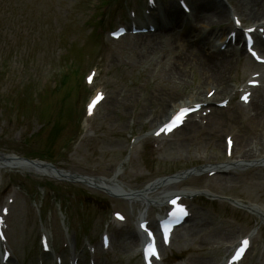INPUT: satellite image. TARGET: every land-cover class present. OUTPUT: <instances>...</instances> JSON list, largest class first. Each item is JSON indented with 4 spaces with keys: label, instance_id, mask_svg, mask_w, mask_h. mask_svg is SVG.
Instances as JSON below:
<instances>
[{
    "label": "rangeland",
    "instance_id": "1",
    "mask_svg": "<svg viewBox=\"0 0 264 264\" xmlns=\"http://www.w3.org/2000/svg\"><path fill=\"white\" fill-rule=\"evenodd\" d=\"M223 1L229 22L235 15L245 24L264 21L250 19L243 0ZM171 2L178 8L173 0H156V5L168 8ZM144 5V0H0L1 153L44 158L86 177L109 178L119 166L116 185L133 191L151 188L133 196L136 199L116 201L93 184L59 182L33 170L5 168L0 173V219L10 226L7 240L20 264H36L43 258L41 230L60 254L64 243L71 249L77 243L80 252L91 243L98 247L100 264H140L138 240L131 243L134 223L141 214L153 219L164 210L153 199L174 192L192 197L185 199H191L192 216L164 256H180L184 264H219L228 245L250 234L253 247L244 264H264V172L255 163L264 157V131L252 118L251 104L238 103V90L256 71L262 77L258 88L249 91L250 99L255 95L264 99V66L252 62L243 50L237 52L236 43L226 49L239 56L223 71L224 86L218 80L205 82L191 65L181 71L185 77L174 78L170 71L174 64L182 69L176 59L184 50L174 37H165L162 26L160 44L147 38L154 32L119 42L105 37L112 27L127 23L128 10L143 21ZM150 13L153 21L158 11ZM162 20L161 16L160 24ZM189 20L195 24L191 15ZM220 25L210 26L203 43H213V31L218 36L227 33ZM202 28L198 24L193 33L176 25L174 35L179 38L183 30L194 42ZM76 69L80 77H74ZM91 70L95 78L89 88L83 80ZM220 88L224 92L218 94ZM210 89L212 95L207 96ZM96 90L107 97L88 120L89 132L79 139L83 106ZM206 96L212 103L203 108L205 115L188 118L167 137L152 136L176 105ZM224 98L230 99L229 105L217 107ZM44 118L52 124L45 135L37 136L38 120ZM226 136L234 142L230 155L225 151ZM210 168L217 172L211 174ZM182 170L191 173L158 182ZM37 183L47 185L40 197ZM254 207L260 215L249 211ZM116 211L126 216V222L113 219ZM104 232L111 242L106 253L100 250Z\"/></svg>",
    "mask_w": 264,
    "mask_h": 264
},
{
    "label": "bare ground",
    "instance_id": "2",
    "mask_svg": "<svg viewBox=\"0 0 264 264\" xmlns=\"http://www.w3.org/2000/svg\"><path fill=\"white\" fill-rule=\"evenodd\" d=\"M243 5H244L245 12L249 14L250 19L259 20V18L264 17V0H243ZM191 6L193 10V19L195 21V25L190 26V30L193 32L196 30L198 24H200V27H203V28L210 27L214 23H219L222 25L228 24L227 9L222 0H194ZM168 10L169 11L167 12L163 11L162 16L167 19H170L172 21L173 26L188 23V20L185 17V14L183 13V11L178 9L176 6H172V8ZM174 33H175L174 29L170 28L164 34H165V37H168V36L174 37L175 38L174 40L176 41V43H178L179 46H182L184 53L182 52L183 54L181 53L180 58L176 59L179 63L178 64L179 67H181L182 69H178V66L174 64L175 66L173 65V68L170 71V74L174 78H177V79H180L181 77H185L186 75H183L181 71L183 70V68L187 67L188 65H191L193 67H197L198 71L203 76L205 82L218 80L217 84H219L220 86H224L226 84V80L224 77L222 78L221 75L227 70L229 61L239 56V54L235 52L234 50H225V51L215 50L213 52L210 49L213 46L212 47L208 46L206 43H203L202 41L193 42L190 40L189 35L187 37L182 36L183 39L177 38L175 37ZM147 38L151 39L152 43L160 44L163 42L160 38V31H157L155 34H152L148 36ZM171 46H174V45L171 44ZM175 48L177 47H172V49H175ZM220 77L222 79H219ZM213 90L214 89H210L209 91H207V93ZM223 92H224V88H220V90L218 91V94H221ZM218 94H216V97ZM255 96L254 98L251 99V103H250L252 107V112H253L252 118L253 120L257 119L258 121L257 123L261 125L262 130L264 131V99L262 98L259 99V97H255ZM193 99L194 100H192L191 98L189 102L198 104L200 101H204L208 98L205 97V99H202L200 101L198 99L195 100V98ZM209 102L211 101L209 100ZM181 105H184V104L183 103L178 104L176 105V108L180 107ZM176 108H174L173 110L174 112H176V110L178 109ZM225 146H226V143H225ZM247 151L249 152L250 149L248 148ZM18 165H21L22 167H28L31 169L32 168L35 169L36 167L38 169H43V166H41L38 163L36 164H33L31 162L28 163L25 161L11 158L10 156L5 157V158H0V169H2L3 167H13V166H18ZM50 175L53 177H68L69 176V174H67L66 172L55 171V170L50 171ZM92 180L96 182V179H92ZM97 182H100V181L97 180ZM141 194L142 193L134 192L133 194H130V195H141ZM153 200L155 201V203H157L158 201V200L156 201L155 199ZM203 223L205 224V222ZM229 236H231V232H229L225 237L228 239ZM138 238H139L138 234L136 232H133L131 235V243L134 244V242L137 241ZM212 248H215V246L211 247V249Z\"/></svg>",
    "mask_w": 264,
    "mask_h": 264
},
{
    "label": "snow or ice",
    "instance_id": "3",
    "mask_svg": "<svg viewBox=\"0 0 264 264\" xmlns=\"http://www.w3.org/2000/svg\"><path fill=\"white\" fill-rule=\"evenodd\" d=\"M98 97H99V94H98ZM91 105H89V112H91ZM181 211H182V209H181ZM143 227V226H142ZM245 243H246V241H245ZM148 253L149 254H151V255H155L156 253H155V248H154V246H151V245H149V248H148Z\"/></svg>",
    "mask_w": 264,
    "mask_h": 264
}]
</instances>
